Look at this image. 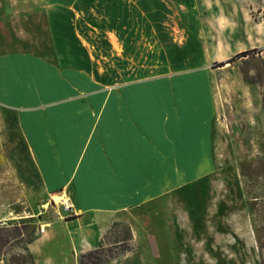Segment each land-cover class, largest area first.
<instances>
[{"label": "crops", "instance_id": "1", "mask_svg": "<svg viewBox=\"0 0 264 264\" xmlns=\"http://www.w3.org/2000/svg\"><path fill=\"white\" fill-rule=\"evenodd\" d=\"M19 1L34 4L0 12V193L30 194L36 173L109 214L213 162L212 78L180 72L205 48L169 41L158 0Z\"/></svg>", "mask_w": 264, "mask_h": 264}, {"label": "rangeland", "instance_id": "2", "mask_svg": "<svg viewBox=\"0 0 264 264\" xmlns=\"http://www.w3.org/2000/svg\"><path fill=\"white\" fill-rule=\"evenodd\" d=\"M163 1L147 9L164 13L169 41L205 48L193 61L202 68L180 72L212 78L213 162L159 200L109 214H80L65 193L45 194L36 173L30 194L0 193V225L34 219L21 233L33 234L35 264H264V0ZM33 4L0 0V12L16 18ZM18 255L6 246L0 264Z\"/></svg>", "mask_w": 264, "mask_h": 264}, {"label": "trees", "instance_id": "3", "mask_svg": "<svg viewBox=\"0 0 264 264\" xmlns=\"http://www.w3.org/2000/svg\"><path fill=\"white\" fill-rule=\"evenodd\" d=\"M250 52H253V51L242 52L236 55L234 58L239 59L241 57H245L248 54H250ZM218 66L223 67L225 66V63H219ZM33 222H34V219L32 217H29V218L19 219L18 221L8 222L5 225H0V258L2 256V249H4L6 246H10V247L19 246L24 251V255H18V256L11 257L9 259V263L10 264H35L34 259L27 248V246L33 240V234H29L26 231L24 235H22L21 233V226L24 227L27 224H32ZM25 235H27V238L24 237Z\"/></svg>", "mask_w": 264, "mask_h": 264}, {"label": "built area", "instance_id": "4", "mask_svg": "<svg viewBox=\"0 0 264 264\" xmlns=\"http://www.w3.org/2000/svg\"><path fill=\"white\" fill-rule=\"evenodd\" d=\"M64 205H65V208H66V210H69L70 208H71V205H67L66 203H64Z\"/></svg>", "mask_w": 264, "mask_h": 264}, {"label": "bare ground", "instance_id": "5", "mask_svg": "<svg viewBox=\"0 0 264 264\" xmlns=\"http://www.w3.org/2000/svg\"><path fill=\"white\" fill-rule=\"evenodd\" d=\"M55 199L59 201L62 200L61 196H56V195H55Z\"/></svg>", "mask_w": 264, "mask_h": 264}]
</instances>
